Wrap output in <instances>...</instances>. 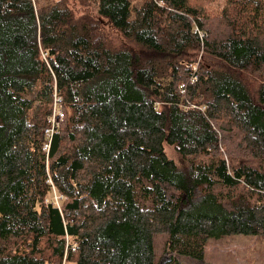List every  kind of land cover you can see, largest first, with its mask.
Wrapping results in <instances>:
<instances>
[{
    "label": "trees",
    "instance_id": "obj_1",
    "mask_svg": "<svg viewBox=\"0 0 264 264\" xmlns=\"http://www.w3.org/2000/svg\"><path fill=\"white\" fill-rule=\"evenodd\" d=\"M44 1L0 0V264H62L67 239L71 264H181L158 239L203 260L264 237V0Z\"/></svg>",
    "mask_w": 264,
    "mask_h": 264
},
{
    "label": "rangeland",
    "instance_id": "obj_2",
    "mask_svg": "<svg viewBox=\"0 0 264 264\" xmlns=\"http://www.w3.org/2000/svg\"><path fill=\"white\" fill-rule=\"evenodd\" d=\"M7 1L11 5H16L18 3V0ZM36 1L38 6L45 4L44 0ZM131 1L134 8L140 6L142 3V0ZM69 6L78 16L86 14L94 17L95 19H99L96 16L94 6L91 7L88 4H83L79 0H71ZM100 21L108 31H110L115 37H118L120 39L119 41L124 43L121 35L117 33L108 21L103 19H100ZM201 56L202 54L198 58V63L192 66V68L198 67L197 71H199V65L202 60ZM242 80L248 87L251 94L255 96L259 89L261 80L250 74H243ZM183 95L186 97L187 92ZM167 152L170 158L177 161V155L172 148L167 147ZM156 244L158 260H162V262H165L171 256H175L181 264H264V237L231 236L220 239H212L206 247V253L203 260H195L190 257L167 253V246L161 238L157 240Z\"/></svg>",
    "mask_w": 264,
    "mask_h": 264
},
{
    "label": "built area",
    "instance_id": "obj_3",
    "mask_svg": "<svg viewBox=\"0 0 264 264\" xmlns=\"http://www.w3.org/2000/svg\"><path fill=\"white\" fill-rule=\"evenodd\" d=\"M43 57H44V59H46V54H43ZM193 69H194L193 76L190 79L192 81H193V79L194 80L196 79V77L194 75L197 73L198 67H193L192 70ZM180 89H181L182 93L185 94L186 93V89H187V84H183L180 87ZM61 103H62V99L58 95L57 91H55V93H54L53 111H52V115H51V117L49 119L50 126L45 131L46 143H45V145L43 147V151L47 155H49V153H50L51 142H52V139L54 137V134L56 133L57 129L59 128L60 123L62 121H64V119H65V112L62 109ZM50 183H52V182L50 181ZM63 200H64V196L60 195L58 193V191L53 187L52 197L50 199H47L46 202L47 203L52 202L55 206L60 208L61 203H62ZM70 251H75V247H73L71 245L69 239H67V241H66V249H65V253H64L62 264H69L68 256L70 254Z\"/></svg>",
    "mask_w": 264,
    "mask_h": 264
}]
</instances>
